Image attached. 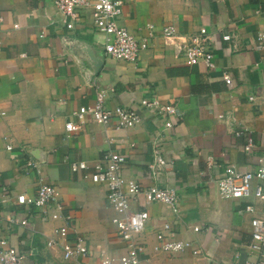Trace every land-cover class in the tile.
Masks as SVG:
<instances>
[{"label": "crops", "instance_id": "crops-1", "mask_svg": "<svg viewBox=\"0 0 264 264\" xmlns=\"http://www.w3.org/2000/svg\"><path fill=\"white\" fill-rule=\"evenodd\" d=\"M123 1L121 25L139 37L154 26L150 46L135 62L105 53L91 10L68 29L61 22L52 24L59 19L54 0H0V187L32 195L41 182L56 185L74 225L88 239L85 263L99 264L101 251L117 257L127 250L113 224L116 213L106 187L85 178L105 152L114 151L126 157V179L143 187L169 185L179 195L175 208L148 202L143 195L132 201L133 210L150 213L140 236L148 245V261L142 264H245L252 257L251 220L264 218V200L254 193L223 198L218 179L227 164L254 171L264 156V51L255 46L264 31V0ZM169 25L177 28V36H163ZM201 27L212 36L214 68L204 62L190 65L183 57L181 43ZM224 34L232 40H224ZM79 43L94 45L103 54L98 73L90 74L89 65L81 62L75 51ZM224 73L231 75L232 87ZM100 89L107 90V107H137L143 121L126 129L117 128L116 119L103 125L90 116L82 130L68 136L71 112L84 105L92 108ZM156 97L174 104L181 119L169 121L140 108L141 99ZM241 129L255 139L251 152L244 148V136L236 134ZM156 148L170 162L158 178L149 170ZM30 158L40 162L39 172H26L24 162ZM81 160L88 169L72 171L71 164ZM248 205L254 211L241 214ZM20 210L9 207L6 218ZM55 225L34 221L29 237L27 229L9 232L21 247L32 249L25 264H43L46 256L65 264L62 251L49 247L44 236ZM161 233L164 240L194 241L201 252H158L154 247L161 243Z\"/></svg>", "mask_w": 264, "mask_h": 264}, {"label": "built area", "instance_id": "built-area-1", "mask_svg": "<svg viewBox=\"0 0 264 264\" xmlns=\"http://www.w3.org/2000/svg\"><path fill=\"white\" fill-rule=\"evenodd\" d=\"M59 19L52 24L61 22L68 29L75 28V20L87 10H91L94 25L101 35L104 51L110 57L135 62L140 59L142 51L147 49L154 37V26L148 25L149 35L139 37L119 23L118 18L123 12V0H54ZM2 20V17H0ZM18 27V24H15ZM143 31V28H139ZM178 30L174 25L163 28L165 37L177 36ZM42 37L45 33L41 34ZM223 39L232 40L231 34H224ZM256 49L264 51V31L258 33L255 43ZM183 57L190 65L204 62L209 68L215 67L214 44L212 36L206 27L188 37L181 43ZM224 80L230 87L233 86V79L230 74L224 73ZM107 90L97 91L95 103L92 108L84 105L74 109L66 122L67 135L82 130L91 116L93 121L108 125L112 119H116L117 128L131 129L143 121V113L137 107L118 105L114 108L106 106ZM140 108L149 113L171 118L181 119V112L174 105L158 97L143 98L139 102ZM5 114V113H2ZM220 117H224L221 115ZM168 128L173 127V122L167 124ZM238 136H244L246 151H253L256 142L247 129L236 132ZM8 145V149H12ZM170 162L162 155L161 148L153 151L152 160L149 163L151 176L160 177L163 170ZM27 173L40 171V162L32 158L24 162ZM126 157L114 151L105 152L94 165L92 173H86L85 178H91L95 183L104 185L107 189V199L110 206L115 210L113 224L116 226L117 234L127 243L125 253L115 257L101 251L99 264H142L147 255L148 245L140 238L145 231L150 213L147 210H133L131 203L141 195L151 203H163L175 208L179 204V195L176 188L169 185L153 184L143 187L140 184L129 181L125 177ZM212 168V164H208ZM74 172L88 169L85 160L76 161L71 164ZM258 184L254 188V182ZM264 156L259 158L257 168L254 171H242L236 164L229 163L225 166L222 176L218 179V192L223 198L242 199L248 198L253 193L264 200ZM21 207L22 210L12 213L6 218V211L9 207ZM67 206L63 202L60 189L53 184L41 182L36 193L15 194L9 186L0 187V264H25L26 259L33 254L32 249L21 247L17 241L9 235V232L18 229H27L25 236L34 232V221L40 220L43 223H57L50 231L44 233L47 245L51 248H58L62 251V258L65 264H86L85 259L90 256V248L87 237L79 232L74 225V216L68 213ZM254 207L248 205L241 208L239 212H253ZM4 222V223H3ZM252 237L248 245L249 259L245 264H264V218L255 217L251 220ZM5 229V231H4ZM169 230L170 225L165 224ZM200 227H195L199 231ZM161 243L154 249L167 254H177L187 249H192L194 254H199L200 249L195 247L194 241L164 240V235H158ZM255 257V258H253ZM148 261V259H145Z\"/></svg>", "mask_w": 264, "mask_h": 264}, {"label": "water", "instance_id": "water-1", "mask_svg": "<svg viewBox=\"0 0 264 264\" xmlns=\"http://www.w3.org/2000/svg\"><path fill=\"white\" fill-rule=\"evenodd\" d=\"M75 48L77 51V54H79V57L81 59L82 63H87L90 67L89 73L90 74H96L100 70V68L104 64V57L101 52H98L94 45L91 44H82L79 43L75 45ZM35 157L38 159H42L40 155L35 154L33 152ZM43 264H56L53 260L49 259L48 256L45 257V261Z\"/></svg>", "mask_w": 264, "mask_h": 264}]
</instances>
